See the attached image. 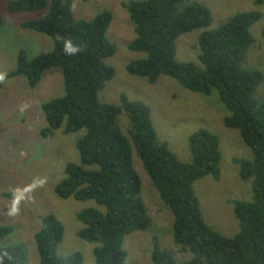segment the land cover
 Instances as JSON below:
<instances>
[{"label":"trees","instance_id":"obj_1","mask_svg":"<svg viewBox=\"0 0 264 264\" xmlns=\"http://www.w3.org/2000/svg\"><path fill=\"white\" fill-rule=\"evenodd\" d=\"M121 6L134 25V39L127 48L145 55L129 62L126 73L150 85L165 76L194 94L217 93L228 112L223 126L237 130L252 154L251 160H232L240 180L251 183V200L231 202L238 232L233 237L220 235L205 222L194 191V183L202 178L220 179L218 138L203 129L192 133L188 137L190 162L182 163L168 144L158 139L144 103L130 101L124 94L118 105L99 101L98 94L114 78V70L105 64L117 51L106 36L110 12L102 11L85 21L74 18L72 0L10 1L9 14L45 10L43 17L22 22L20 28L47 37L53 50L32 59L20 50L16 69L7 78H24L28 87L35 89L45 70L59 69L62 76V96L41 105L46 127L39 137L50 140L59 130L64 135L84 132L75 142L78 163L66 164L65 178L55 187L62 200L92 201L104 209L87 208L76 214L83 226L77 237L97 245L92 251L94 264H128L125 237L144 232L151 224L140 198V178L132 165L134 149L171 213L173 243L191 255L180 264H264V98L255 97L264 76L243 66L245 52L254 42L250 29L261 14L237 13L207 31L212 14L198 2L143 0ZM2 22L0 17V27ZM194 30H204L197 39L201 67L175 59L176 40ZM121 113L130 122L128 137L116 125ZM12 233V227L0 226V264H25L22 246L2 243ZM63 234L64 227L54 215L41 219L34 235L39 264H82L79 253L57 254ZM151 244L152 264H176L173 253L160 248L155 237Z\"/></svg>","mask_w":264,"mask_h":264},{"label":"rangeland","instance_id":"obj_2","mask_svg":"<svg viewBox=\"0 0 264 264\" xmlns=\"http://www.w3.org/2000/svg\"><path fill=\"white\" fill-rule=\"evenodd\" d=\"M14 0H0V226H10L13 233L3 240V245L18 244L26 253L25 264H39L34 235L39 230L41 219L54 215L63 225L64 234L57 248L59 256L81 254L82 264H94L92 251L96 244L80 240L77 233L83 226L75 216L87 208L104 209L92 201L78 202L72 198L62 200L55 194V187L65 178L67 163H78L75 142L83 131L64 135L56 131L50 140L39 137L46 123L41 105L62 96L63 83L59 69L42 73L35 89H30L24 78L8 79L16 69L17 55L25 51L32 59L40 53H49L53 44L47 37L20 28V23L39 19L45 10L35 13L9 14L7 4ZM73 15L77 20H92L102 11L112 15L106 32L107 39L116 45L115 55L105 64L114 70V78L107 82L98 94L101 103L118 105L124 94L130 101H140L150 109L152 125L160 141L166 142L170 151L182 163L190 162L188 137L203 129L219 140L221 153L218 181L210 177L194 183L205 222L224 237H233L238 232L231 202L250 201L251 183L238 176V167L232 160H251L252 154L237 130L223 126L228 115L217 93L210 96L191 93L174 80L160 76L153 85L144 79L129 76L126 65L145 57L143 53L131 52L128 44L134 39V25L121 3L143 0H72ZM207 6L212 14L211 25L204 30L217 29L230 17L242 12H259L261 19L250 32L253 44L246 50L243 66L257 69L264 76V0H191ZM204 30H194L176 40L175 59L201 67L197 39ZM256 99L264 98V83L257 88ZM121 133L128 137L130 122L121 113L116 123ZM132 165L140 178V198L151 218L144 232H134L125 237L123 249L128 264H152L150 254L152 238L158 240L162 249L173 253L176 264L188 260L191 255L182 253L172 241V216L161 202L155 188L145 173L139 158L132 149ZM9 195L14 200L6 197Z\"/></svg>","mask_w":264,"mask_h":264}]
</instances>
